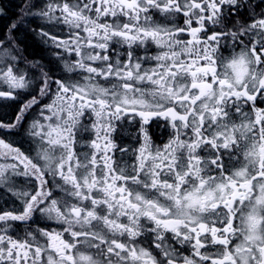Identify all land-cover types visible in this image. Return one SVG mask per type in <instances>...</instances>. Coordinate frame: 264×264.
Instances as JSON below:
<instances>
[{
  "label": "snow or ice",
  "instance_id": "1",
  "mask_svg": "<svg viewBox=\"0 0 264 264\" xmlns=\"http://www.w3.org/2000/svg\"><path fill=\"white\" fill-rule=\"evenodd\" d=\"M0 264H264V0H0Z\"/></svg>",
  "mask_w": 264,
  "mask_h": 264
}]
</instances>
